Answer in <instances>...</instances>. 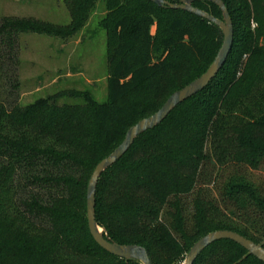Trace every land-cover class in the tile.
I'll return each mask as SVG.
<instances>
[{
    "label": "trees",
    "instance_id": "trees-1",
    "mask_svg": "<svg viewBox=\"0 0 264 264\" xmlns=\"http://www.w3.org/2000/svg\"><path fill=\"white\" fill-rule=\"evenodd\" d=\"M64 1L74 17L67 28L0 19V83L18 89L15 49L22 33L71 34L100 0ZM101 1L108 10L105 101L89 90L59 91L25 106L14 101L9 108L0 100V264H142L111 254L93 238L89 179L133 125L207 71L224 34L206 18L150 0ZM223 1L234 38L218 74L137 136L97 185L98 224L118 243L146 247L153 264L181 263L197 240L219 229L264 246V179L253 176L264 167V0ZM193 5L223 18L213 2ZM63 97L79 102L61 104ZM18 172L26 184L49 189V200L34 194L21 208ZM194 264L264 262L221 239Z\"/></svg>",
    "mask_w": 264,
    "mask_h": 264
},
{
    "label": "rangeland",
    "instance_id": "rangeland-1",
    "mask_svg": "<svg viewBox=\"0 0 264 264\" xmlns=\"http://www.w3.org/2000/svg\"><path fill=\"white\" fill-rule=\"evenodd\" d=\"M95 7L84 24L71 34L24 32L19 36L15 49L18 89L11 88L8 82L0 83V100L8 108L14 101L25 106L64 90H89L98 101L107 99L109 39L103 19L108 10L101 0ZM5 16L34 18L65 28L74 21L64 0H0V19ZM59 102L77 103L79 99L63 97ZM21 176L18 172L16 183L21 184L15 196L21 208V201L34 194L43 202L49 200V189L26 184ZM253 176L257 181L264 179V167L253 170ZM213 194L217 196L218 192L214 190Z\"/></svg>",
    "mask_w": 264,
    "mask_h": 264
},
{
    "label": "water",
    "instance_id": "water-1",
    "mask_svg": "<svg viewBox=\"0 0 264 264\" xmlns=\"http://www.w3.org/2000/svg\"><path fill=\"white\" fill-rule=\"evenodd\" d=\"M159 5H167L174 9L187 10L218 25L224 34L223 44L215 57L214 61L205 73L193 80L188 85L175 91L166 100L164 105L154 114L142 118L133 125L126 133L122 143L107 157L102 159L95 167L87 186V219L90 232L95 241L105 250L125 260H136L142 264H153L146 247L140 244H122L108 237L103 227L96 220V189L102 173L119 160L131 147L134 140L144 131L159 125L168 114L181 102L192 97L199 91L203 90L218 74L226 62L232 47L234 38L233 21L230 16L228 7L223 0H201L210 1L219 6L222 10L223 18H217L212 14L193 5L198 0H150ZM221 239H231L259 260L264 262V246L245 235L230 229H219L211 231L197 240L190 248L184 259V264H194L196 258L210 244Z\"/></svg>",
    "mask_w": 264,
    "mask_h": 264
},
{
    "label": "built area",
    "instance_id": "built-area-1",
    "mask_svg": "<svg viewBox=\"0 0 264 264\" xmlns=\"http://www.w3.org/2000/svg\"><path fill=\"white\" fill-rule=\"evenodd\" d=\"M252 27L255 28V27H256V23H253V24H252Z\"/></svg>",
    "mask_w": 264,
    "mask_h": 264
}]
</instances>
